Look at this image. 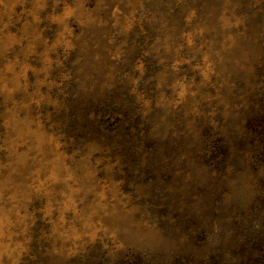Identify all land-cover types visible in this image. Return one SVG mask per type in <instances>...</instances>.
<instances>
[{
	"label": "rangeland",
	"instance_id": "1",
	"mask_svg": "<svg viewBox=\"0 0 264 264\" xmlns=\"http://www.w3.org/2000/svg\"><path fill=\"white\" fill-rule=\"evenodd\" d=\"M264 264V0H0V264Z\"/></svg>",
	"mask_w": 264,
	"mask_h": 264
},
{
	"label": "trees",
	"instance_id": "2",
	"mask_svg": "<svg viewBox=\"0 0 264 264\" xmlns=\"http://www.w3.org/2000/svg\"><path fill=\"white\" fill-rule=\"evenodd\" d=\"M120 264H149L147 261L143 260L141 257L135 255L128 257L120 262Z\"/></svg>",
	"mask_w": 264,
	"mask_h": 264
}]
</instances>
